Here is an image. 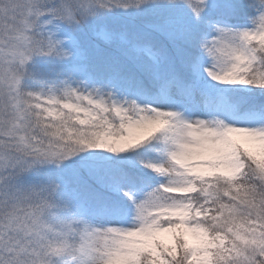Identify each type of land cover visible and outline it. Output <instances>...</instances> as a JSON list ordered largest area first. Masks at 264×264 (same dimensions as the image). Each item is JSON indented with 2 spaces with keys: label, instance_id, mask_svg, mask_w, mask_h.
Returning a JSON list of instances; mask_svg holds the SVG:
<instances>
[{
  "label": "snow or ice",
  "instance_id": "obj_1",
  "mask_svg": "<svg viewBox=\"0 0 264 264\" xmlns=\"http://www.w3.org/2000/svg\"><path fill=\"white\" fill-rule=\"evenodd\" d=\"M0 264H264V0H0Z\"/></svg>",
  "mask_w": 264,
  "mask_h": 264
}]
</instances>
